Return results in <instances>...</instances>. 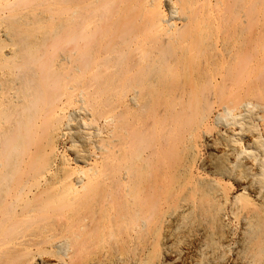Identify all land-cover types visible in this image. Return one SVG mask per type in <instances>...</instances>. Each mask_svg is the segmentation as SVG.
Returning <instances> with one entry per match:
<instances>
[{
    "label": "bare ground",
    "instance_id": "1",
    "mask_svg": "<svg viewBox=\"0 0 264 264\" xmlns=\"http://www.w3.org/2000/svg\"><path fill=\"white\" fill-rule=\"evenodd\" d=\"M0 264H264V0H0Z\"/></svg>",
    "mask_w": 264,
    "mask_h": 264
},
{
    "label": "rangeland",
    "instance_id": "2",
    "mask_svg": "<svg viewBox=\"0 0 264 264\" xmlns=\"http://www.w3.org/2000/svg\"><path fill=\"white\" fill-rule=\"evenodd\" d=\"M38 144H39V141H37V144L34 145L32 150L27 153V157L28 158L26 157V159H27L26 160L27 162L25 163L26 166H30L32 164V162H36L37 163L38 157H36V156L38 155V153H37ZM64 145L60 144L56 148V152H57V153H55L56 157H58L59 154H61L65 150Z\"/></svg>",
    "mask_w": 264,
    "mask_h": 264
}]
</instances>
